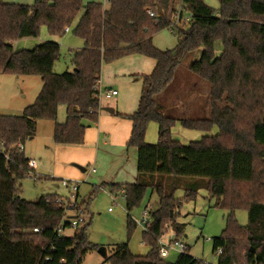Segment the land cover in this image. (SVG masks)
Returning <instances> with one entry per match:
<instances>
[{
	"label": "trees",
	"instance_id": "trees-1",
	"mask_svg": "<svg viewBox=\"0 0 264 264\" xmlns=\"http://www.w3.org/2000/svg\"><path fill=\"white\" fill-rule=\"evenodd\" d=\"M80 14L73 33L83 47L74 52L72 71H54L61 57L59 43L47 41L15 50L16 41L38 37L42 26L51 35H64ZM186 14L190 22L178 24L176 17ZM165 29L179 37L171 50L153 43L154 36ZM218 43L222 52L217 55ZM195 52L189 70L209 84V117L166 115L158 96ZM135 54L157 62L150 75H142L137 111L117 113L132 123L126 146L137 150L138 180L102 187L113 195H124L129 236L136 227L130 212L141 206L148 189L157 193L159 205L143 231L150 253L133 254L128 240L118 244L106 260L111 264H205L191 256L189 249L175 262L166 261L159 255L158 239L166 234V225L180 239L184 224L177 219L182 204L206 189L208 199L229 212L226 227L213 238V252L221 249L217 264H264V0H220L218 11L204 0L177 4L173 0H111L107 7L84 0H36L32 5L0 0V73L37 76L43 82L34 103L21 115L0 114V264H82L88 251L100 248L89 241V223L74 229L72 236L58 233L59 226L65 230L70 225L67 221L61 225L65 212L56 202L57 194H43L35 201L22 197L21 181L31 169L20 145L35 135L38 120L56 121L60 105L66 106L67 116L64 123L56 122L54 142L84 144L87 128L98 123L102 109L96 97L102 66ZM152 122L158 126L156 144L146 141ZM177 123L202 132V138L179 142L172 133ZM215 127L218 133L210 135ZM160 175L164 178L156 181ZM180 189L184 196L177 198ZM82 205L87 212V202ZM237 210L248 212L247 225L239 224Z\"/></svg>",
	"mask_w": 264,
	"mask_h": 264
},
{
	"label": "rangeland",
	"instance_id": "rangeland-1",
	"mask_svg": "<svg viewBox=\"0 0 264 264\" xmlns=\"http://www.w3.org/2000/svg\"><path fill=\"white\" fill-rule=\"evenodd\" d=\"M9 1L16 4L30 5L36 0ZM215 10L218 11L219 9ZM81 14L76 18L70 30L64 35H51L47 27L42 26L38 37L24 38L16 41L14 43L15 50L30 49L47 41L59 43L61 46V57L56 62L54 71L57 74L72 71L74 52L79 50L83 44V41L73 33L74 26L78 23ZM159 33L160 36L156 38L158 41L164 38L166 40L165 44L172 42L174 46L178 42V35L169 29L162 30ZM221 52L222 45L218 43L216 45V54L218 55ZM196 53L190 54L182 62V65L176 72L174 82L164 93L158 96V103L164 114L178 118L209 117V84L189 70V66L193 62L192 57ZM126 77L133 81L135 79H142V76L126 75ZM138 82L136 81L135 83ZM42 85L41 78L37 76L18 77L0 73V114L21 115L27 106L34 103L41 91ZM119 91H122V96L124 97L128 94V89L124 87L119 88ZM115 102V98H101V103L106 105H114ZM134 102H136V97ZM66 116V106L60 105L56 121L38 120L35 135L24 143L25 155L30 159H37L39 166L35 170L36 178L30 174L21 181L22 197L35 201L43 194L67 196V192L62 187H56L55 185H58L61 179L78 181L80 184L79 201H85L88 204V211L84 212V218L86 224L89 223V241L100 247H106L107 254L110 256L114 253V249L118 244L128 242L129 240V247L133 254L148 255L151 247L143 242L144 230L139 224H136L135 229L129 236L127 225L128 212L125 198L118 195L116 200H114L108 188L102 187L101 183H95V175L98 177L99 175L108 173L112 174L115 181L120 180L121 176L127 172L126 163L118 162L111 154L110 146H104L102 141L98 142V145L90 143L88 139H85L82 145L55 143L53 140L54 125L56 122L64 123ZM172 133L173 137L183 144L199 140L203 136L200 131L185 129L180 123L175 125ZM217 133L218 128L215 127L209 134L215 135ZM158 138V126L152 122L147 130L146 141L150 144H156ZM89 146L92 149V156L87 158L86 153H80L79 151ZM118 149L124 152L129 151L128 156L131 162L134 163L136 148L128 149L126 145H122ZM98 152L99 161L97 162ZM78 155L81 156L79 162L77 161ZM119 163L120 166L117 167ZM77 165L85 168L86 171L83 172ZM94 167H96L97 172L92 173V168ZM102 171L104 173L99 174ZM117 174L120 175L116 176ZM128 176L130 177L131 174ZM162 177L164 178V176L160 175L156 181H162ZM194 179L192 178L191 181ZM175 196L182 198L184 191L182 189L177 190ZM148 204L151 205L152 210L157 209L159 205L158 195L151 189H148L141 206L130 212L134 221L141 219L142 212ZM110 208L112 209L111 211L109 210ZM228 214V211L215 206V200L208 199L206 189H201L195 200L182 204L177 223L184 224V231L180 240L188 246L191 256L205 264H217L218 255L213 252V238L221 235L226 227ZM235 217L241 225L245 226L249 223V215L246 210H237ZM166 228L168 229L166 235L174 236L172 235L173 228L167 225ZM73 233L74 229L70 227L63 231L64 236H72ZM179 254V252L172 250L165 260L175 262ZM82 264L111 263L98 250H91L84 256Z\"/></svg>",
	"mask_w": 264,
	"mask_h": 264
},
{
	"label": "crops",
	"instance_id": "crops-1",
	"mask_svg": "<svg viewBox=\"0 0 264 264\" xmlns=\"http://www.w3.org/2000/svg\"><path fill=\"white\" fill-rule=\"evenodd\" d=\"M4 1L8 3H13V2H10L9 0H4ZM173 1L176 4L179 3V0H173ZM204 1L208 5L213 7L214 9H219L220 7L219 0H204ZM84 2L85 4H87L89 2H102V0H89V1L84 0ZM66 29H68L66 30V32L70 30V28H66ZM159 34L157 33L153 38V43L157 48L161 50H171L175 48V46L177 45V42L174 46V43L172 42H168L167 44H165L166 40L164 38H161L158 41L156 38L160 36ZM82 47H83V44L80 47V49ZM195 57L196 55L194 54V56L192 57V61H194ZM156 64L157 62L153 58L135 54V55L126 56L114 63L104 64L102 66L101 76L99 80L101 88L103 90H109V91L117 90L118 94L112 97L116 99V102L114 105L107 104L108 105L107 106L106 104L101 103V106L102 108L103 107L113 108L114 113H109V112H105L101 110L102 112H100L98 123L95 126H91L87 128L85 139L86 140L88 139L89 142L92 144L94 143L98 145V142L102 141L104 146H110L109 149L113 157L116 158L118 162L121 161V162L126 163L127 172H125L121 176L120 180L118 181H115L112 174L110 173L102 174V175H99L98 177L95 175L96 184H100V183L103 184V183H109V182L121 183V184L137 182L138 180L137 150L134 155V163H132L130 160V157L128 156L129 151L124 152L123 150L118 149V147L127 144L130 138V135H131L132 123L131 121L127 119L121 118L120 116L117 115V113L118 114H132L137 111L138 106H139V101H140L142 86H143V80L135 79L134 80L135 82L139 81L138 83H135L132 79L127 78L126 75L127 76L150 75L154 71ZM122 87L128 89V94L126 97L122 96V91L121 92L119 91V88H122ZM135 97H136V102H134ZM91 150L92 149L89 146V147H86V149H83L79 152L86 153V157L89 158L90 156H92ZM23 151L25 154V146H23ZM124 155H126V157H124ZM77 158H78L77 161L79 162V159H81V156L78 155ZM28 159L30 161L38 162V160L34 158L33 159L28 158ZM98 161H99V152H98L97 162ZM38 166H39V162H38ZM119 166H120V163L118 164L117 167ZM35 170H37V168L34 169V172H36ZM95 172H97L96 167L92 168V173H95ZM101 173H104V171L100 172L99 174ZM129 174H131L130 177L128 176ZM119 175L120 174H117L116 176H119ZM47 177L49 176L47 175ZM55 186L60 187L59 184ZM172 235L175 236L174 231Z\"/></svg>",
	"mask_w": 264,
	"mask_h": 264
},
{
	"label": "built area",
	"instance_id": "built-area-1",
	"mask_svg": "<svg viewBox=\"0 0 264 264\" xmlns=\"http://www.w3.org/2000/svg\"><path fill=\"white\" fill-rule=\"evenodd\" d=\"M111 0H104L103 5L106 7L109 5ZM152 15V13H150ZM176 21L178 24H187L190 22L191 17L190 15L186 14L183 17H176ZM68 30V29H66ZM172 32V30H170ZM97 93L96 97L99 100L100 107L101 106V98L105 97V99H111L112 97L116 96L118 94L117 90H103L100 86V83L97 84L96 86ZM102 109H100L101 112ZM20 151H23V145H20ZM38 166L37 161H29V168L31 169L29 172V175L32 174L35 178V172L34 169H36ZM60 187H62L66 192L67 196H62L58 195L56 198V202L60 207L64 209L65 215L64 219L61 222V225L64 224L65 221H67L70 225L71 228L76 229L79 228L83 225L86 224L85 220V209L82 205L83 201H79V189H80V184L78 181L74 180H68V179H61L59 181ZM114 200H116V195L111 194ZM123 198L124 195L121 194ZM110 211L112 210L111 208L109 209ZM152 207L150 204H148L143 212L141 219L135 221L136 224H139L144 231H147V225L152 221ZM35 232L38 231L37 228L34 229ZM63 228L62 226H59L58 228V233L60 235H63ZM159 243V255L161 258H166L169 256L170 252L172 250H175L179 252L180 254L187 252L188 246H186L185 243L182 242V240L177 239L175 236H169V235H164L158 239ZM221 253V249H218L216 254L219 255Z\"/></svg>",
	"mask_w": 264,
	"mask_h": 264
},
{
	"label": "water",
	"instance_id": "water-1",
	"mask_svg": "<svg viewBox=\"0 0 264 264\" xmlns=\"http://www.w3.org/2000/svg\"><path fill=\"white\" fill-rule=\"evenodd\" d=\"M158 13L159 14L162 13V9H161V7L159 5H158ZM102 110L105 111V112L114 113V109L111 108V107H103ZM77 167H79L82 171L86 170L85 168H83V167H81L79 165H77ZM98 251L104 258H106L108 256L106 247H100L98 249Z\"/></svg>",
	"mask_w": 264,
	"mask_h": 264
}]
</instances>
